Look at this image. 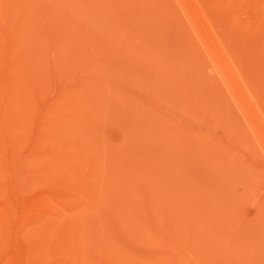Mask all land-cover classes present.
Returning a JSON list of instances; mask_svg holds the SVG:
<instances>
[{"label":"rangeland","instance_id":"obj_1","mask_svg":"<svg viewBox=\"0 0 264 264\" xmlns=\"http://www.w3.org/2000/svg\"><path fill=\"white\" fill-rule=\"evenodd\" d=\"M0 254L264 264V0H0Z\"/></svg>","mask_w":264,"mask_h":264},{"label":"bare ground","instance_id":"obj_2","mask_svg":"<svg viewBox=\"0 0 264 264\" xmlns=\"http://www.w3.org/2000/svg\"><path fill=\"white\" fill-rule=\"evenodd\" d=\"M181 6H182V4H181ZM182 10L184 11V14H185V16L187 18H191L192 14L190 12H188L186 7L182 6ZM42 51H44V50H42ZM226 69H228V68H227V66L225 64H223V65L220 64L219 67L217 68V72H218L221 80L225 83L227 88L230 90L231 94L234 96V98L241 99L242 96H241L240 91L238 90V81L232 80L231 79V74H228L226 72ZM73 110H75V112L78 113L81 110V108L78 105H74L73 106ZM254 131L257 132L256 129H254ZM69 132L71 133V131H69ZM258 137H260V136L258 135ZM62 144L74 148L73 152H75V153H78V152L81 153L82 152V147L85 149V145L84 144L83 145L79 144V142H77L75 140L74 136L69 137L68 139L64 140L62 142ZM71 156L73 157V155H71ZM75 157H77V155H74V158ZM0 258H1V254H0Z\"/></svg>","mask_w":264,"mask_h":264}]
</instances>
